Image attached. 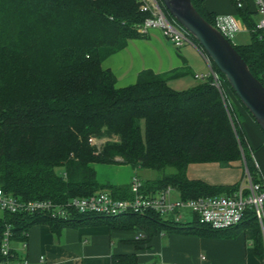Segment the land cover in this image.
Returning <instances> with one entry per match:
<instances>
[{
  "label": "trees",
  "instance_id": "obj_1",
  "mask_svg": "<svg viewBox=\"0 0 264 264\" xmlns=\"http://www.w3.org/2000/svg\"><path fill=\"white\" fill-rule=\"evenodd\" d=\"M203 1L191 3L212 24L216 14L208 12ZM232 2L251 29L256 22L252 7L237 8ZM140 4V0H0V189L5 193L56 204L98 191L130 199V182L116 185L96 179V164L115 162L159 172L154 180L137 175L142 193L155 194L169 186L183 199L228 195L238 185L189 179L190 163L230 167L240 161L253 181H262L241 110L254 119L213 64L220 90L210 74L178 90L167 83L168 73L151 70L141 71L134 83L117 87L113 73L101 66L128 39L143 36L136 26L149 13ZM164 12L170 17L165 8ZM249 33L248 42L232 44L264 86V35ZM92 138L105 140L97 148ZM5 223L12 225L15 241L35 224H46L55 238L65 227L133 229L143 233L142 242L161 230L223 238L250 228L255 256L262 258L263 252L251 211L240 224L224 229H213L196 215L176 222L171 215L152 211L102 216L71 210L62 219L0 210V237ZM111 264L139 263L134 253H120L111 256Z\"/></svg>",
  "mask_w": 264,
  "mask_h": 264
},
{
  "label": "crops",
  "instance_id": "obj_2",
  "mask_svg": "<svg viewBox=\"0 0 264 264\" xmlns=\"http://www.w3.org/2000/svg\"><path fill=\"white\" fill-rule=\"evenodd\" d=\"M203 7L214 14L237 16L232 0H204ZM257 16V15H256ZM238 17V16H237ZM244 31V30H242ZM238 31L237 34L244 32ZM103 68L115 76V85L122 87L134 83L143 70L168 73L167 83L174 89H187L208 75L210 65L201 49L194 42L174 46L158 29L146 35L128 39L121 49L106 56ZM170 72L175 73L171 75ZM242 127L253 158L257 161L259 176L264 181V134L256 123L241 110ZM99 182L116 185L128 184L137 172L125 164L129 178L125 182L108 181L98 177ZM134 172V173H133ZM245 169L243 163L235 161L230 167L217 163H190L186 168L189 179H199L210 185L239 183ZM154 180L155 178H145ZM171 193V199L180 198ZM171 192V191H170ZM225 195V194H220ZM183 220L181 222H186ZM136 234L141 237L134 239ZM141 231L109 229L106 225H84L77 228L65 227L60 237L55 238L46 224H35L26 231L27 247L14 243L18 254L36 264L43 256L42 264H111V256L134 253L139 264H261V258L253 251V232L241 230L231 237H202L192 234L157 231L148 241Z\"/></svg>",
  "mask_w": 264,
  "mask_h": 264
},
{
  "label": "built area",
  "instance_id": "obj_3",
  "mask_svg": "<svg viewBox=\"0 0 264 264\" xmlns=\"http://www.w3.org/2000/svg\"><path fill=\"white\" fill-rule=\"evenodd\" d=\"M140 9L147 11L149 16L136 26L140 35H146L151 29H158L174 46H181L186 42H193L188 32L183 29L171 16H167L161 0H140ZM237 8H251L257 15L256 22L251 29L242 20L233 15L216 14L212 25L215 26L226 38L231 40L232 35L238 31L248 30L258 32V37L264 35V0H233ZM205 56V55H204ZM213 77V84L220 90V80L216 72L210 67L208 73ZM257 165V163L255 162ZM141 182L133 174L130 180V190L133 194L130 199H118L107 192L99 191L86 197H75L65 204H56L49 199L19 200L0 189V210L9 213H45L51 217L67 218L69 211L80 213H94L102 216H121L127 213H146L149 211L161 216L171 215L173 220L181 222L184 219L182 212L188 210L196 215L202 223L208 224L213 229H224L240 224L247 211L254 216L263 247L261 264H264V181L255 182L247 170L237 187L228 195L200 196L197 198L169 197L171 187L156 192L145 194L140 191ZM191 215V216H192ZM11 224L5 223L0 237V264H33L20 256L14 247L17 242L12 237ZM23 239L18 241L20 247H27L26 232L22 233ZM141 235L136 234L135 240ZM40 256L36 264H42ZM172 264H177L173 262Z\"/></svg>",
  "mask_w": 264,
  "mask_h": 264
},
{
  "label": "water",
  "instance_id": "obj_4",
  "mask_svg": "<svg viewBox=\"0 0 264 264\" xmlns=\"http://www.w3.org/2000/svg\"><path fill=\"white\" fill-rule=\"evenodd\" d=\"M167 13L197 42L264 134V86L232 42L195 9L191 0H161ZM246 170V167H245Z\"/></svg>",
  "mask_w": 264,
  "mask_h": 264
},
{
  "label": "rangeland",
  "instance_id": "obj_5",
  "mask_svg": "<svg viewBox=\"0 0 264 264\" xmlns=\"http://www.w3.org/2000/svg\"><path fill=\"white\" fill-rule=\"evenodd\" d=\"M254 19H257L256 14L254 15ZM242 32H244V33L243 34H237L239 32L234 33L232 35L231 42L234 44H240V43L248 42L249 37H250L249 31L244 30ZM205 57L207 58L206 55H205ZM207 61L211 67L212 63L208 60V58H207ZM104 140H105L104 138H100V139L92 138L91 143H93L98 148L104 142ZM115 159H116V161H121V159L119 157H116ZM98 165L99 166L97 167V171H98V177L100 179H107L108 181H115V182H118V181L119 182H125L129 178V174L127 175V169L129 170L131 167H126L125 164L115 162L112 164H98ZM58 171H60V169ZM167 171H172V169H168ZM136 172H137V175L142 179H145L147 177L148 178H156L160 175L159 172H157L155 170H150V169H138V170H136ZM171 193H174L173 194L174 196H178L177 193H175V190H171L169 195H171ZM182 215L184 216V219H182V221H183V220H187V219L191 218L192 214L188 210H184L182 212Z\"/></svg>",
  "mask_w": 264,
  "mask_h": 264
}]
</instances>
